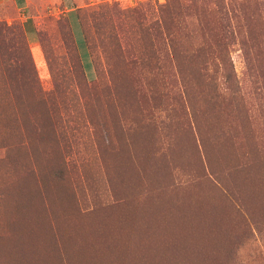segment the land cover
<instances>
[{"label": "rangeland", "instance_id": "374dc122", "mask_svg": "<svg viewBox=\"0 0 264 264\" xmlns=\"http://www.w3.org/2000/svg\"><path fill=\"white\" fill-rule=\"evenodd\" d=\"M80 4L0 0V62L26 48L45 98L0 63V264H81L104 218L111 244L92 264H264V0ZM28 18L59 57L55 24L69 21L83 68L50 69ZM99 23L116 38L101 44ZM172 196L186 201L157 202Z\"/></svg>", "mask_w": 264, "mask_h": 264}, {"label": "trees", "instance_id": "16d2710c", "mask_svg": "<svg viewBox=\"0 0 264 264\" xmlns=\"http://www.w3.org/2000/svg\"><path fill=\"white\" fill-rule=\"evenodd\" d=\"M167 1H169V0H164L163 2H159V4H165ZM80 24L82 26L86 45H87L88 49L91 51L92 48L94 47V43L92 42L91 37H89L88 29H87V27H85L84 22L80 21ZM55 25H56V29L58 31V34H59L62 42L64 43L66 53L62 57H59L58 55H56L54 49L52 48L50 43L46 40L47 38L45 37L43 27L36 26V31H37V35L39 38L40 45L42 47L43 55L48 62L49 68L50 69L54 68L55 73L57 71L55 65H57L58 69H59V67H61L62 63L58 62V61H60V59H62L63 61L65 60L69 64L70 70L73 73H76L79 71V69L81 70L83 68L82 67L83 63H82L80 56L78 55V49H77L75 39H74V36L72 33L70 22L67 20L59 19V20H57ZM104 26H105V23H99L97 25V30L101 34V36H99L100 39H97V40H99V42L101 44L103 43V41H112L116 38V33L113 31V29H108V31L105 32ZM16 28H17L16 26L10 27V31H12V29H13V31L16 32ZM4 29H7L9 31V28H4ZM164 29H165V35L168 38V41H170L172 44V42L174 41V37L172 36L173 33L171 32L172 27H171V25H169V23L167 21L165 22ZM15 32H14V34H15ZM16 34H17V36H20L18 32H16ZM26 52H27L26 48H20V51L17 53V55H12V56H10L8 52H5L1 57V59H2V61L0 62L1 63V69L5 73L8 82H10V86L11 85H17L18 86L21 84V86H25V87L31 88V89H36V94L39 96V98L37 96V101L40 103V101L43 102V99H45L43 96V93H42L43 92L42 91L43 86L38 81V78L33 75L34 73H33L32 67L30 68L29 72H28V69L26 71L24 70L25 59H26L25 57L27 56V54L24 56V53H26ZM94 64L97 65L98 68L101 65L100 62L98 63L99 65L97 64V60L95 61ZM109 64L110 63L107 64V67L112 69V67H111L112 65H109ZM223 64H224V70H225L224 72H226V77L230 78L231 71H230V69H227L228 63L224 62ZM202 65H204L205 67L210 66L207 62L202 63ZM212 66H213V68H211V70H214V67L216 68V70L219 69L218 64L213 63ZM111 69H110V72L112 73L113 69L112 70ZM62 71L63 70H61V72ZM200 73L205 75L204 72H200ZM59 74H58V76H59ZM75 76H76V74H75ZM41 98H43V99H41ZM43 114H45V116H46V121L47 122L49 121V129H53V125L55 122L54 116L52 119H50V116H49V113L47 110H46V113L44 111L42 113H40L41 116H43ZM30 122H32V121H30ZM30 125L36 126L34 124H30ZM263 178H264V175H261L259 177V183ZM159 199L161 201H157L156 199H154L152 201L163 202L165 205H168L170 209H173L176 205L181 204V203L186 201V200L184 201V200L178 199L174 196H172L170 198H159ZM134 204L140 205L141 203H134ZM134 204L129 205L125 209V211L122 213L123 215L120 216V218H116V219L121 220L123 218V216L129 211V209ZM111 219H112V217H111ZM116 219L114 218L112 220H116ZM102 221H107V222L102 223L101 226L98 227V229L96 230V235L84 236V241H83V250L84 251L82 250L83 252L81 251L79 254L81 257V264H90V261H95L98 259L107 258L105 255V250L107 249L106 244L107 243H109V245L111 244L110 243L111 237L107 233L106 228H107V226H108V228L111 227L113 222L107 218L102 219ZM87 238H89V241H88L89 244H86V242H85ZM224 239L222 240V242L220 244L219 255H220V251L222 252V250H223ZM16 240H17V238H16ZM102 252H104V253L102 254Z\"/></svg>", "mask_w": 264, "mask_h": 264}, {"label": "crops", "instance_id": "0c3cea01", "mask_svg": "<svg viewBox=\"0 0 264 264\" xmlns=\"http://www.w3.org/2000/svg\"><path fill=\"white\" fill-rule=\"evenodd\" d=\"M11 1L19 11H27L28 13L32 12L31 4L33 3V0H11ZM82 1L83 0H50V2L53 3L63 4L65 9H67L69 15L73 14L76 9L82 7V5L80 4V2ZM76 4L77 6H75ZM24 28L32 50L35 49L40 52V46H39L40 43H39L36 27L30 18L26 19L24 23Z\"/></svg>", "mask_w": 264, "mask_h": 264}, {"label": "bare ground", "instance_id": "6f19581e", "mask_svg": "<svg viewBox=\"0 0 264 264\" xmlns=\"http://www.w3.org/2000/svg\"><path fill=\"white\" fill-rule=\"evenodd\" d=\"M156 222H158V221H156ZM211 223H212V222H211ZM153 224H155V222H153ZM159 224H161V223H159ZM157 225H158V224H157ZM163 225H164V224H162V226H163ZM165 225H166V224H165ZM213 225H214V224H213ZM153 226H154V225H153ZM160 226H161V225H160ZM160 226H158V227L160 228ZM165 227H166V226H165ZM214 227H215V225L213 226V228H214ZM147 228H149V227H147ZM155 228H156V224H155ZM162 228H163V227H161V230H162ZM142 229H143V228H142ZM142 229H141V230H142ZM145 229H146V228H145ZM149 229H151V228H149ZM210 229H211V228H210ZM214 229H215V228H214ZM136 230H137V229H136ZM138 230H140V229H138ZM141 230H140V232H141ZM143 230H144V229H143ZM154 230H156V229H154ZM157 230H159V229H157ZM157 230H156V231H157ZM161 230H160V231H161ZM165 230H166V228H165ZM129 231H130V230H129ZM133 231H134V230H132V232H133ZM144 231H145V230H144ZM147 231H148V230H147ZM156 231H155V232H156ZM208 231H209V229H208ZM140 232H139V233H140ZM142 232H143V231H142ZM151 232H152V230H151ZM161 232H162V231H161ZM161 232H160V233H161ZM129 233H130V232H129ZM134 233H135V232H134ZM136 233H137V232H136ZM143 233H144V232H143ZM147 233H148V232H147ZM149 233H150V231H149ZM152 233H153V232H152ZM157 233H158V232H157ZM199 233H200V232H199ZM208 233H209V232H208ZM140 234H141V233H140ZM158 234H159V233H158ZM158 234H157V235H158ZM167 234H168V233H167ZM127 235H128V234H127ZM132 235H134V234H132ZM148 235H149V234H148ZM161 235H163V234H161ZM129 236H130V235H129ZM135 236H136V235H135ZM143 236H144V235H143ZM146 236H147V235H146ZM146 236H145V237H146ZM150 236H152V235H150ZM150 236H149V238H150ZM136 237H137V236H136ZM136 237L134 238V240L136 239ZM147 237H148V236H147ZM152 237H153V236H152ZM154 237H156V235H155ZM162 237H163V236H162ZM164 237H165V236H164ZM200 237H201V236H200ZM139 238H141V237L139 236ZM139 238H138V239H139ZM158 238H159V236H158ZM181 238H182V237H181ZM130 239H131V238H130ZM132 239H133V238H132ZM141 239H143V238H141ZM141 239H140V243H141V241H143V240H141ZM147 239H148V238H147ZM147 239H146V240H147ZM150 239H151V238H150ZM152 239H153V238H152ZM152 239H151V240H152ZM154 239H155V238H154ZM123 240H124V239H123ZM125 240H128V238L125 239ZM156 240H157V239H156ZM159 240H160V239H159ZM159 240H158V241H159ZM130 241H131V240H130ZM138 241H139V240H138ZM147 241H148V240H147ZM128 242H129V241H128ZM148 242H150V241H148ZM137 243H138V245H139V242H137ZM144 243H145V242H144ZM150 243H152V242H150ZM156 243H157V242H156ZM131 244H132V243H131ZM134 244H135V243H134ZM153 244H155V242L152 243V245H153ZM128 245H129V244H128ZM128 245H127V246H128ZM142 245H143V242H142ZM142 245H141V246H142ZM146 245L148 246V244H146ZM146 245H143V246H146ZM129 246H130V245H129ZM135 246H136V245H135ZM139 246H140V245H139ZM150 246H151V245H149V248H150ZM153 246H154V245H153ZM132 247H133V245H132ZM137 247H138V246H137ZM127 248H128V247H127ZM130 248H131V247H129V249H130ZM149 248H147V249H149ZM124 249H125V248H124ZM129 249H128V251H129ZM134 249H135V248H134ZM134 249H133V250H134ZM136 249H137V248H136ZM138 249H140V248H138ZM138 249H137V250H138ZM184 249H185V248H184ZM149 250H150V249H149ZM124 251H125V250H124ZM124 251H123V252H124ZM128 251H126V252H128ZM118 252H119V251H118ZM129 253H131V251L128 252L127 255H129ZM144 253H145V252H144ZM116 254H117V253H116ZM122 255H123V253H122ZM125 256H126V255H125ZM151 256H152V255H151ZM118 257H119V256H118ZM141 257H142V256H141ZM121 258H122V257H121ZM124 258H125V257H124ZM127 258H129V257H127ZM153 258H154V257H153ZM185 258H186V257H185ZM188 259H189V258H188ZM120 260H121V259H120ZM121 261H122V260H121ZM187 261H188V260H187ZM187 261H186V262H187ZM191 261H192V260H191ZM98 262H100V261H98ZM141 262H142V261H141ZM90 263L92 264V262H90ZM158 263H159V262H158ZM101 264H102V260H101ZM129 264H130V263H129ZM155 264H156V263H155Z\"/></svg>", "mask_w": 264, "mask_h": 264}, {"label": "built area", "instance_id": "2783aa9c", "mask_svg": "<svg viewBox=\"0 0 264 264\" xmlns=\"http://www.w3.org/2000/svg\"><path fill=\"white\" fill-rule=\"evenodd\" d=\"M159 2H163L164 0H158Z\"/></svg>", "mask_w": 264, "mask_h": 264}]
</instances>
